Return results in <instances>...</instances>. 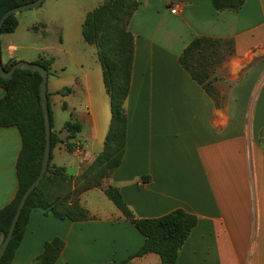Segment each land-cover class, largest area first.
Instances as JSON below:
<instances>
[{
  "label": "crops",
  "instance_id": "0c3cea01",
  "mask_svg": "<svg viewBox=\"0 0 264 264\" xmlns=\"http://www.w3.org/2000/svg\"><path fill=\"white\" fill-rule=\"evenodd\" d=\"M83 10L85 20L91 11ZM30 11L35 14H17L18 28L0 36L2 62H50L48 100L61 139L52 165L79 176L103 150L112 120L97 49L90 69L78 64L65 85L51 82L68 75L63 60L76 62L75 40L64 35L60 16ZM130 31L135 57L127 141L109 186L120 190L137 218L177 209L197 216L176 264H264V0L223 12L211 0H140ZM197 37L234 42L235 53L223 64L235 83L217 101L179 63ZM67 88L70 94H59ZM72 116L83 129L75 140L81 148L70 152L64 126ZM21 147L17 128H0V211L18 191ZM99 193L82 196L84 222L33 210L11 264H33L55 238L65 242L56 264H161L153 253L129 259L145 238Z\"/></svg>",
  "mask_w": 264,
  "mask_h": 264
},
{
  "label": "trees",
  "instance_id": "16d2710c",
  "mask_svg": "<svg viewBox=\"0 0 264 264\" xmlns=\"http://www.w3.org/2000/svg\"><path fill=\"white\" fill-rule=\"evenodd\" d=\"M32 1L35 0H0V20L6 12ZM211 1L215 10L219 12L238 11L246 2V0ZM139 5L140 0H105L86 15L82 35L87 44L97 49L112 112L104 149L81 177L71 176L64 169L53 166L52 152L61 139L53 131V113L49 105L52 137L48 172L28 198L0 264L12 263L24 238L30 214L35 209H41L45 215H51L62 221H87L89 215L80 204L81 194L95 186L94 178L112 176L121 165L128 131L126 102L131 90L135 57V36L130 31V23ZM18 25L17 15L10 16L4 22L0 36L13 33ZM37 29L38 27L32 28L34 31ZM234 53L233 41L197 37L180 55L179 63L191 78L216 100L217 94L213 93L211 73ZM14 64L16 62L3 66L6 71H10ZM37 64L50 70V62L40 61ZM41 82L40 73L24 70L16 71L11 79L0 77V88L5 91V96L0 99V128H17L22 140L17 161L18 191L14 200L0 211V234L3 241L9 232L22 197L39 177L42 168L46 147V127L41 105ZM71 92L72 89L67 88L59 94L68 95ZM82 129L81 123L73 116L65 124L66 143L70 152L81 148L75 140ZM73 181L76 184L81 182V186L72 190ZM61 192H65L63 196L60 195ZM105 194L125 219L145 238L144 245L129 259L153 253L160 257L161 264H176L180 251L197 226V216L183 209H177L159 218L140 219L129 208L118 188L110 185ZM64 248L65 242L60 238L47 242L43 253L33 264H56Z\"/></svg>",
  "mask_w": 264,
  "mask_h": 264
},
{
  "label": "rangeland",
  "instance_id": "374dc122",
  "mask_svg": "<svg viewBox=\"0 0 264 264\" xmlns=\"http://www.w3.org/2000/svg\"><path fill=\"white\" fill-rule=\"evenodd\" d=\"M105 0H67L66 2H59L58 0H47L40 8L36 9L37 12L40 13H48L50 14L49 17L53 19H57V16H60V18L63 20L61 27L64 28V35L66 37H71V39L75 40V46L77 48V60L76 62H71V60H63L62 63L68 65V75L64 77H60L59 79H51V82L54 80L58 82L59 86L65 85L66 78H69L68 76L72 73H75L78 69V64H82L86 69H90L92 66L91 63V54L96 50L95 46L89 45L84 42V39L82 37V34L80 32V27L82 26L83 20H84V10L87 9V11L94 10L97 6L100 5V3L104 2ZM28 13L27 16H33L35 13H31L33 11H25ZM131 24V23H130ZM83 44V45H81ZM84 47L82 50L81 47ZM5 60V58H4ZM228 68H224V64L220 65L218 67H215L211 73V80L213 83V93L219 95L220 97H226L228 90L230 89L231 85L235 82H233V78L230 77ZM104 149V148H103ZM103 151V150H102ZM101 151V152H102ZM82 152V151H81ZM98 157V155L88 164H86V167L83 169L82 173L78 176L81 177L84 173V171L90 166V164ZM94 175V174H93ZM103 177V176H101ZM112 176L109 177H103L100 179H95V186L85 192H83L79 198L80 204L82 200V196L89 192V191H96L100 192V196L104 200L109 201L111 204H113L108 198H106L105 191L109 187L110 180ZM78 179V178H77ZM74 182V181H73ZM81 186V182L76 184L75 182L72 183L71 189L74 190ZM65 192H61L60 195H64ZM104 194L105 196L101 195Z\"/></svg>",
  "mask_w": 264,
  "mask_h": 264
},
{
  "label": "water",
  "instance_id": "95a60500",
  "mask_svg": "<svg viewBox=\"0 0 264 264\" xmlns=\"http://www.w3.org/2000/svg\"><path fill=\"white\" fill-rule=\"evenodd\" d=\"M47 0H35L25 5L16 7L8 12H6L1 20H0V32L4 25V22L12 15H17L21 12L36 10L40 8ZM18 70L24 71H31V72H38L42 75V82L40 85V94H41V105L43 116L45 120V127H46V147L44 152V158L42 162V168L39 177L36 179L34 183L30 185V187L25 192L24 196L21 199L19 207L15 213L13 221L11 223L9 232L2 243L0 248V262L2 261L17 228L18 221L21 217L22 211L26 205V202L30 195L35 191V189L41 184L44 180L51 159V137H52V126H51V119H50V110H49V100H48V79H49V71L41 66L40 64H32L27 62H17L14 64L10 71H6L3 62H2V53H1V43H0V77L4 79H11L15 72Z\"/></svg>",
  "mask_w": 264,
  "mask_h": 264
},
{
  "label": "built area",
  "instance_id": "2783aa9c",
  "mask_svg": "<svg viewBox=\"0 0 264 264\" xmlns=\"http://www.w3.org/2000/svg\"><path fill=\"white\" fill-rule=\"evenodd\" d=\"M178 10H179V6H175V8L171 10V12L172 14H176ZM77 149H80V148H77Z\"/></svg>",
  "mask_w": 264,
  "mask_h": 264
},
{
  "label": "bare ground",
  "instance_id": "6f19581e",
  "mask_svg": "<svg viewBox=\"0 0 264 264\" xmlns=\"http://www.w3.org/2000/svg\"><path fill=\"white\" fill-rule=\"evenodd\" d=\"M153 119V118H152Z\"/></svg>",
  "mask_w": 264,
  "mask_h": 264
}]
</instances>
